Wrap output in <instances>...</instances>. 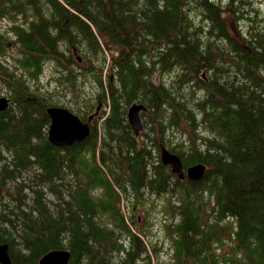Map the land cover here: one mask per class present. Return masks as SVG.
<instances>
[{
  "label": "trees",
  "instance_id": "16d2710c",
  "mask_svg": "<svg viewBox=\"0 0 264 264\" xmlns=\"http://www.w3.org/2000/svg\"><path fill=\"white\" fill-rule=\"evenodd\" d=\"M250 6L0 0V85L10 100L0 112V244L13 264L54 250L68 251V264H160L133 216L154 208L150 196L163 201L169 264H264V21ZM228 21L246 29L233 34ZM50 62L71 101L37 88ZM157 73L174 77L155 85ZM99 103L85 140L48 142L47 108L85 122ZM133 104L146 108L139 137L126 119ZM161 147L184 170L204 165V177L178 179Z\"/></svg>",
  "mask_w": 264,
  "mask_h": 264
},
{
  "label": "water",
  "instance_id": "95a60500",
  "mask_svg": "<svg viewBox=\"0 0 264 264\" xmlns=\"http://www.w3.org/2000/svg\"><path fill=\"white\" fill-rule=\"evenodd\" d=\"M99 105L95 115L88 118L86 122H82L78 117L71 114L64 108L50 107L46 110L50 124L47 130L48 142L54 147L61 148L80 143L90 135L91 120L97 115ZM9 107V100L0 97V112H4ZM145 111V107L140 104L131 105L126 113L128 125L134 135L139 137L143 131V124L140 118V113ZM161 164L169 167L172 174L180 180L187 178L190 181L196 182L204 177L206 168L202 164L190 166L183 169L179 157L170 153L166 148L160 149ZM70 253L66 250H54L44 255L39 264H68ZM0 264H13L7 244H0Z\"/></svg>",
  "mask_w": 264,
  "mask_h": 264
},
{
  "label": "rangeland",
  "instance_id": "374dc122",
  "mask_svg": "<svg viewBox=\"0 0 264 264\" xmlns=\"http://www.w3.org/2000/svg\"><path fill=\"white\" fill-rule=\"evenodd\" d=\"M214 2H221L223 5H226L228 0H213ZM252 3V7L250 8L255 10V15L257 17V14L259 15V19H262L264 21V0H249ZM253 12V11H252ZM253 13V14H254ZM228 28L231 33L235 34L238 30H241L242 32L246 29L238 25L237 23H232L231 21H228ZM264 25V22H263ZM8 27L7 22L1 23V28L6 29ZM174 77V74H170L168 76H161L159 73L155 74L152 77V82L155 85H158L161 81H168L170 78ZM55 74L53 72V63L50 62L44 66L42 75L36 83L37 88L41 90V92H52L57 91V95L54 98H58L59 101H63L64 103L67 101H71V95L69 93L63 94L62 90L63 87L58 85L55 82ZM31 86L34 88L35 84L31 83ZM6 91L4 90L3 86L0 85V97H4V94ZM84 95L87 94H94L95 90L93 87L89 88L88 90L82 91ZM62 93V94H61ZM5 98V97H4ZM57 101L56 103H58ZM61 105L60 103H58ZM178 138V137H177ZM147 202L145 203V206L147 209H149L151 202L154 204V208L150 209V212H148V215L144 214V210L142 207H138L136 211L133 212V216L135 217V222L137 226L143 225V227H146L149 233V238L156 243L160 250L158 252V261L160 264H169L171 260V246L170 242L166 238V232L162 227V224L165 221V217L163 215V212L160 211L161 206L163 204L162 199L160 197H154L150 196L147 198ZM122 207H124V213L127 217L131 215L130 210L127 209V201L125 198H122ZM144 207V206H143ZM146 221V223H145Z\"/></svg>",
  "mask_w": 264,
  "mask_h": 264
},
{
  "label": "bare ground",
  "instance_id": "6f19581e",
  "mask_svg": "<svg viewBox=\"0 0 264 264\" xmlns=\"http://www.w3.org/2000/svg\"><path fill=\"white\" fill-rule=\"evenodd\" d=\"M68 111V110H67ZM72 114V113H71ZM206 168V167H205ZM207 169V168H206ZM51 252V251H50Z\"/></svg>",
  "mask_w": 264,
  "mask_h": 264
},
{
  "label": "flooded vegetation",
  "instance_id": "af4514ba",
  "mask_svg": "<svg viewBox=\"0 0 264 264\" xmlns=\"http://www.w3.org/2000/svg\"><path fill=\"white\" fill-rule=\"evenodd\" d=\"M64 26V25H63Z\"/></svg>",
  "mask_w": 264,
  "mask_h": 264
}]
</instances>
